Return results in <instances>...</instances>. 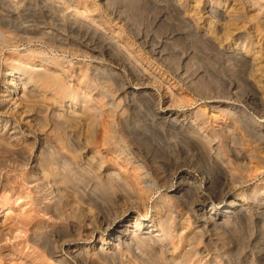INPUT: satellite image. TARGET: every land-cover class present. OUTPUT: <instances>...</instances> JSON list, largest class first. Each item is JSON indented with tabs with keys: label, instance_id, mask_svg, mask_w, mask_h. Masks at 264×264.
<instances>
[{
	"label": "rangeland",
	"instance_id": "obj_1",
	"mask_svg": "<svg viewBox=\"0 0 264 264\" xmlns=\"http://www.w3.org/2000/svg\"><path fill=\"white\" fill-rule=\"evenodd\" d=\"M262 10L264 0H0V264H131L126 251L94 254L102 223L126 208L148 226L173 216L168 251L142 264H264V67L250 61L264 60ZM9 74L31 78L16 107ZM220 154L230 164L215 167ZM202 170L210 192L257 197L259 210L222 230L203 216L206 187L202 206L191 193V212L174 206L179 175Z\"/></svg>",
	"mask_w": 264,
	"mask_h": 264
},
{
	"label": "bare ground",
	"instance_id": "obj_2",
	"mask_svg": "<svg viewBox=\"0 0 264 264\" xmlns=\"http://www.w3.org/2000/svg\"><path fill=\"white\" fill-rule=\"evenodd\" d=\"M262 11H264V10H262ZM111 43H110V45H111ZM113 45H114V43L111 45V47L116 48V46L115 45L113 46ZM245 49H246V47L243 48V51H245V53H247V51ZM232 55L236 61H238L237 59L240 60L241 58L244 57L242 53H239V54L232 53ZM256 57H258V56L254 55V57L250 61L254 64V66H257L258 71H259L260 68L264 67V60H262L260 58H256ZM30 79L26 78V80L24 79V81H23V79H21L20 75H18V76H14V75H10V74L8 75L7 83H6L7 87H8V88H6V90L8 91V95L6 98H8L7 100H9L11 102V106H14L15 103H17L18 101H22L23 98L27 94H29L30 90L27 89V85H29V83L31 82ZM48 80H49L48 82L50 84L53 83V84H57L58 86L62 85L61 81H59L57 79H48ZM215 94H218V93H215ZM215 97L220 98V99H225L224 96H218L217 95ZM215 97H210L209 99H212ZM216 105H217V103L212 104V107L215 108ZM218 105L219 106H217L216 108L222 107V112L226 113L227 115H230L232 118L234 115H236V111H234V110L232 111L231 110L232 108H230L228 106V104H221L220 103ZM14 107H16V105ZM238 109L241 110V112L243 114L246 113L245 110H243L242 108L237 107V110ZM165 118L171 124L175 123L177 125H184L185 126V123H184L185 120H183V118H180V116H178V115H166ZM221 118H223V117H221ZM220 126H222V128H224V127H226V124L220 125ZM257 152L259 154H261L263 157L257 156L256 158L260 159L264 163V149H258ZM89 158H90V156H89ZM92 159H94V158L92 157ZM217 159H218V161H215L213 164L215 167H221L222 168L223 167L222 163L223 164L227 163V158H225V156H223L222 154H220V157H218ZM227 164H230V162H228ZM38 172H40V171H38ZM261 172H263V171H261ZM212 179H213L212 176L211 175L208 176L206 173L203 172V170L201 172H199L198 178L187 173V172L180 174L178 177V183H177L178 185L176 186V189L173 191L174 193H172L170 195L169 200L171 202H173L174 206L177 205L182 210H185L186 212H188V211L191 212V210L188 209L185 206V204L183 203L184 202V200H183L184 193H185V195L186 194L189 195V193H191L193 196L197 197V202L200 204V206H202L207 200V198L205 199L204 195L201 192L202 187H206L207 191L211 190L210 188H211L212 183H213ZM43 182L44 181H42V183ZM126 185H127V187H129V189H131L134 192L133 186L130 183L127 182ZM137 186H138V183H137ZM224 187L217 189L216 191H214V190H212L211 192L209 191L212 198H214L213 204L209 208L208 211H206L205 213L203 212L204 213L203 216L205 217L207 222L212 225V227L217 228V229L219 228L222 230H224L225 228H227L230 225H233L234 223H236L240 219L245 218L247 216H250L253 211L259 210V206H260V203H259L257 197L254 198V196H252L254 198L253 201L245 202V200H243V199H239V198L237 199V198H234L232 196H229L227 188H224ZM262 193L264 194V190ZM166 194L167 193H165V195ZM255 195H258V193H256ZM64 199H66L65 195L60 192L59 194H56L54 196L53 200L50 201L49 204L45 205V208L47 210L53 209V208H59L60 202H63ZM15 201H13V203H15ZM263 201H264V197H263ZM214 205L220 206V207H217L215 209ZM124 206H126V205H124ZM156 207H157V204L154 205L155 209H156ZM9 209H11L10 206L6 205V208L4 209V216H8V214L10 213ZM123 212H124L123 213V219H121V221H117L116 219H113L111 221L109 220V221H105L102 223L103 224L102 225L103 226L102 227V234L98 236L99 237L98 239L96 238L98 240V243L100 244V247L96 250V252H94V254L96 255V257H98L99 260L112 259L113 257L118 256L122 252L126 251L127 253H129L131 255L130 256V258H131L130 263L131 264H142L143 263L142 258H143V256H146L147 253H152L153 255L158 254L159 256H162L165 254L166 251H168L165 248L164 240L167 239L168 236H170L171 234H173L175 232L174 228L172 226V223H171V220H173V216H172L171 212L166 215L164 220H159L157 226L145 225L144 222L140 221L139 215L134 216V218L132 219L133 221L131 222V219L129 221L128 209L126 208L125 210H123ZM126 218H128L127 222H125ZM141 229H144L145 231L144 232L142 231V233H141ZM73 231L74 230H72L71 232H73ZM182 234H183V232H180V235H182ZM64 236H65V234H64ZM71 236L72 235H70V237ZM262 236L263 235L258 237L255 241L253 240V243L256 245H255V247H253L254 251H253V248L250 250V255H252V257H255L256 255H258L260 253V251L262 250V247H261ZM43 247H45V246H43ZM83 247L85 248V253L88 254L89 250H90V248H89L90 246H83ZM50 250H52V249H50ZM56 262H58L59 264H67L64 257H59V258L57 257ZM182 262H180V264H182ZM173 264H178V263L175 262V260H174Z\"/></svg>",
	"mask_w": 264,
	"mask_h": 264
}]
</instances>
